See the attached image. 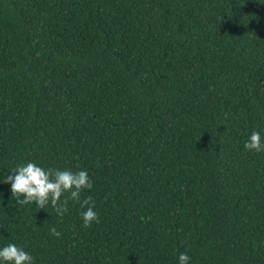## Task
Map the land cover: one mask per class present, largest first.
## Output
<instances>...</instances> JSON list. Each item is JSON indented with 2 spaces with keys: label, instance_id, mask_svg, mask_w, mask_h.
Returning <instances> with one entry per match:
<instances>
[{
  "label": "trees",
  "instance_id": "trees-1",
  "mask_svg": "<svg viewBox=\"0 0 264 264\" xmlns=\"http://www.w3.org/2000/svg\"><path fill=\"white\" fill-rule=\"evenodd\" d=\"M252 131L264 140V0H0V247L33 264H264ZM28 162L87 171L99 222L73 200L63 217L17 204L4 178Z\"/></svg>",
  "mask_w": 264,
  "mask_h": 264
},
{
  "label": "clouds",
  "instance_id": "clouds-1",
  "mask_svg": "<svg viewBox=\"0 0 264 264\" xmlns=\"http://www.w3.org/2000/svg\"><path fill=\"white\" fill-rule=\"evenodd\" d=\"M245 150L264 151V140L259 131H252L249 139L244 143ZM14 175H7L5 183L11 184L12 196L17 197V204L35 202L37 209H46L49 204L58 216L63 217L68 211L69 200L81 203L86 211L81 212L83 226L91 227L92 222H99L95 209V201L91 196L80 201L83 189H91L93 182L85 170L72 171L71 169L43 168L34 162L17 165L11 169ZM23 197L21 199L20 197ZM63 197V199H62ZM51 235L59 237L56 227L49 229ZM179 264H188L191 259L187 253H180ZM0 261L7 264H33V257L22 247L9 243L0 247Z\"/></svg>",
  "mask_w": 264,
  "mask_h": 264
}]
</instances>
